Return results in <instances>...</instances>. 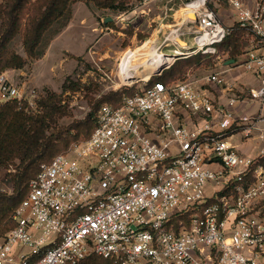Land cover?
<instances>
[{
  "label": "built area",
  "instance_id": "built-area-1",
  "mask_svg": "<svg viewBox=\"0 0 264 264\" xmlns=\"http://www.w3.org/2000/svg\"><path fill=\"white\" fill-rule=\"evenodd\" d=\"M220 1L250 31L243 66L259 84L223 106L188 77L148 78L119 106L103 104L86 139L39 165L13 212L14 227L0 233V264H77L90 254L115 264H264V216L255 208L264 199L257 161L264 149L245 155L229 140L232 129L249 137L264 121V52L256 50L264 47V0H166L169 11L180 5L192 13L182 23L197 28L192 48L173 50L156 75L180 55L221 60L216 45L230 28L214 10ZM206 80L232 87L219 71ZM40 94L0 74V104L15 100L36 112ZM247 100L259 103L257 114L233 112ZM179 111L212 121L190 127Z\"/></svg>",
  "mask_w": 264,
  "mask_h": 264
},
{
  "label": "rangeland",
  "instance_id": "rangeland-1",
  "mask_svg": "<svg viewBox=\"0 0 264 264\" xmlns=\"http://www.w3.org/2000/svg\"><path fill=\"white\" fill-rule=\"evenodd\" d=\"M121 1H123L121 7H119L121 4L114 1L112 7L104 8L96 7L92 0L72 1L65 13L45 31L39 46L40 51L45 54L38 59H30L25 55L20 34L10 43L9 50L22 56L26 63L22 69L5 71L6 77L12 82L25 81L31 85L30 79L33 75L34 82L31 86L38 91L42 93L44 90H50L61 94L67 112L59 119L58 125H69L73 121L83 120L92 103L111 91L130 84L133 89H140L144 85V80L124 82L121 76L124 61L121 59L126 52L145 41L155 44L157 50L162 51L169 62L174 57L171 56L173 50L178 48L185 54L192 48L193 31L197 25L195 22H181L182 18L179 19L178 16H184L185 12L180 5L174 6V11H169L166 0ZM214 10L227 27L237 28L234 10L226 2L220 1L214 6ZM106 17H111L112 20L104 23ZM172 30L186 44L185 47L168 38ZM238 32L239 51H244L251 34L246 28L239 29ZM218 52L221 58L227 55L221 50ZM131 58L140 62L146 59L144 56ZM214 63L213 56L204 57L199 65L193 66L194 69L199 68L196 76L216 68ZM155 74L150 73L148 76ZM186 77L184 72L178 79ZM66 78L67 84H75L77 88L73 90L67 88L63 91L62 83ZM73 138L79 139L81 136L76 135ZM69 145L67 148L62 146L56 152L64 147L67 151ZM10 163L13 164H9L8 167L0 166V190L7 193L12 191L11 174L15 171L18 160L11 157Z\"/></svg>",
  "mask_w": 264,
  "mask_h": 264
},
{
  "label": "trees",
  "instance_id": "trees-1",
  "mask_svg": "<svg viewBox=\"0 0 264 264\" xmlns=\"http://www.w3.org/2000/svg\"><path fill=\"white\" fill-rule=\"evenodd\" d=\"M75 0H0V74L8 69H22L26 60L9 50L12 40L21 35L22 48L30 59L40 58L44 52L39 46L45 31L51 24L65 13L70 3ZM121 0H92L96 7H112ZM222 42L217 44L218 50L227 53L228 57L235 58L243 51H239V29H243L235 22ZM111 24V23H108ZM206 54L196 53L190 56H178L171 65L160 75H153L149 83L161 80L164 83L181 80V74L190 67L199 65ZM210 57V56H208ZM66 78L62 83V90L76 89L75 84H67ZM140 89H133L132 85L111 91L96 99L90 111L81 121H73L69 125H58V121L67 112V106L62 102L61 94L44 90L36 100L37 111L26 109V104H18L9 100L0 104V166L8 167L11 157L18 160L15 171L11 174L12 191L7 193L0 190V233L3 234L14 227L12 218L15 208L25 197L29 181L35 176L39 165L50 161L55 155L66 152L65 149L73 141L86 139L96 124L97 111L103 104L117 107L123 97L133 95ZM7 130V132H6ZM11 134V135H10ZM81 136L76 139L73 136ZM62 146L63 150L56 152ZM257 161L264 164V156ZM190 211L178 218L188 219ZM261 215V214H260ZM77 264H115L111 259L90 254Z\"/></svg>",
  "mask_w": 264,
  "mask_h": 264
},
{
  "label": "crops",
  "instance_id": "crops-1",
  "mask_svg": "<svg viewBox=\"0 0 264 264\" xmlns=\"http://www.w3.org/2000/svg\"><path fill=\"white\" fill-rule=\"evenodd\" d=\"M252 47V38H250L248 39V46H245V50L243 51V53L238 54L235 58H231L227 55H224L221 60L214 59V67L216 68H210L211 70L204 72L203 74L197 77L195 73L199 70V68L194 69L193 67H190L186 70L185 75L189 79L193 80L196 86L205 89L218 105L225 106L228 101V98L232 94L242 92L244 90H247L249 87H255L259 84V75L252 71L246 70L243 66V61L245 59L246 52ZM256 50L258 52H264V47H259ZM207 56L212 57L213 55ZM231 59H233V62L228 63L227 61H230ZM12 71L15 72L17 70ZM216 71L222 72V76L224 77L225 81L231 84L232 87L230 90H228L224 85L216 84L214 82L206 80V77L209 74H212ZM32 78L33 75L31 79L29 78L31 85L34 82ZM177 81L179 80L172 82ZM232 109L233 112H235L236 114L250 115L257 114L260 110V105L258 102L255 101H238L237 103H235ZM178 116L181 121H184L190 127H194L195 125H201L206 121H212L211 119L202 118L198 114H192L186 111H179ZM260 135H262L263 138H260ZM234 136L235 138H233ZM229 140L238 148L241 153L251 156L258 155L259 151L261 149H264V121L259 120V122L257 123V129L254 130L252 132V135L249 137H245L244 132H242L240 128L232 129ZM211 166L214 167L215 165ZM263 205L264 199H261L255 206V208L260 212L262 216H264Z\"/></svg>",
  "mask_w": 264,
  "mask_h": 264
},
{
  "label": "bare ground",
  "instance_id": "bare-ground-1",
  "mask_svg": "<svg viewBox=\"0 0 264 264\" xmlns=\"http://www.w3.org/2000/svg\"><path fill=\"white\" fill-rule=\"evenodd\" d=\"M184 16L179 15L180 18H184L187 16L190 20L194 18L193 14L182 8ZM179 12H181L179 10ZM182 14V12H181ZM193 21V20H192ZM182 22V20H181ZM168 38L172 41H175L178 45L185 47V43L182 42L175 31H170ZM175 53H180L181 50L178 48L174 50ZM164 53L162 51H158L155 44H151L150 41H145L142 45L126 52L122 57V61H124L123 70L121 72V76L124 79L125 83H131L137 80H146L150 76V73L153 74L156 71H159L163 66L169 63V60L166 56H163ZM169 55V54H167ZM133 56H144L146 59L143 61H133L131 57ZM171 56H174L171 54ZM173 58V57H172Z\"/></svg>",
  "mask_w": 264,
  "mask_h": 264
},
{
  "label": "water",
  "instance_id": "water-1",
  "mask_svg": "<svg viewBox=\"0 0 264 264\" xmlns=\"http://www.w3.org/2000/svg\"><path fill=\"white\" fill-rule=\"evenodd\" d=\"M111 20H112L111 17H106V18H104L103 22L106 23V22L111 21ZM227 62H228V63H229V62H233V59H231L230 61H227ZM160 70H161V69H160ZM160 70H159V71H160ZM159 71H156L155 73L157 74V72H159Z\"/></svg>",
  "mask_w": 264,
  "mask_h": 264
}]
</instances>
